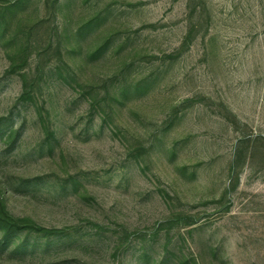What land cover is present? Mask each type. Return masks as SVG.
Instances as JSON below:
<instances>
[{
	"label": "rangeland",
	"instance_id": "1",
	"mask_svg": "<svg viewBox=\"0 0 264 264\" xmlns=\"http://www.w3.org/2000/svg\"><path fill=\"white\" fill-rule=\"evenodd\" d=\"M16 1L0 264H264V0Z\"/></svg>",
	"mask_w": 264,
	"mask_h": 264
},
{
	"label": "trees",
	"instance_id": "2",
	"mask_svg": "<svg viewBox=\"0 0 264 264\" xmlns=\"http://www.w3.org/2000/svg\"><path fill=\"white\" fill-rule=\"evenodd\" d=\"M27 1L28 0H17L15 7L23 8L26 6L25 4ZM4 16L6 15L3 13L2 17L4 18ZM4 35L5 34H3L1 37H4ZM191 36L192 34L190 32V35H188L183 44L184 47L188 46ZM15 70L16 69L13 71ZM10 135L12 137L14 136V133L12 132ZM50 136H54L53 133H51ZM59 232L60 231L56 229H48L39 226L29 219H16L9 213L4 201L0 197V248H6L7 246L14 245L15 242L20 239L21 235L35 234L40 237L51 238L58 236ZM26 246L27 243H22L18 248L25 249Z\"/></svg>",
	"mask_w": 264,
	"mask_h": 264
}]
</instances>
